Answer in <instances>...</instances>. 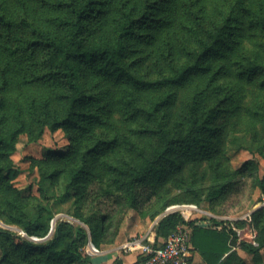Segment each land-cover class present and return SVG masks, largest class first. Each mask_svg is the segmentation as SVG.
<instances>
[{
    "label": "trees",
    "instance_id": "16d2710c",
    "mask_svg": "<svg viewBox=\"0 0 264 264\" xmlns=\"http://www.w3.org/2000/svg\"><path fill=\"white\" fill-rule=\"evenodd\" d=\"M256 3L0 0V191L10 193V180L18 173L9 155L20 133L35 139L46 128H61L70 140L67 152H47L46 161L57 165L42 174L41 182L57 185L59 192L48 194L51 185L40 183L44 202L36 200L30 210L16 205L23 217L15 225L42 237L53 217L43 215L49 201L88 194L93 200L86 213L78 206L71 214L87 228L60 219L51 237L40 242L0 227V264H88L87 241L99 249L112 244L114 227L126 212L151 200L159 179L187 163L215 159L210 207L225 201L243 179L264 194V172L255 160L231 169L219 158L226 141L236 138L229 133L243 107L251 109L244 103L247 87L264 90V41L244 47L250 32L261 30L264 37V6L254 8ZM261 109L253 113L264 117ZM115 114L134 123L130 130L146 144L110 132L108 121ZM122 143L133 157L109 159ZM252 145L238 148L264 159V138ZM203 218L222 224V230L195 224ZM230 222L203 216L185 222L172 212L157 220L156 240L183 223L191 227V244L206 264H245L231 246L255 256L256 263L264 247V207L251 212L255 244L238 241ZM232 222L245 225L244 220ZM11 250L19 251L17 258Z\"/></svg>",
    "mask_w": 264,
    "mask_h": 264
},
{
    "label": "rangeland",
    "instance_id": "374dc122",
    "mask_svg": "<svg viewBox=\"0 0 264 264\" xmlns=\"http://www.w3.org/2000/svg\"><path fill=\"white\" fill-rule=\"evenodd\" d=\"M256 1L257 3L254 5V8H258L259 3L264 6L263 0ZM261 33V30H255L252 34L250 32L248 35L249 38L246 39L245 42L246 46L243 44L244 47L247 49L255 48V43L257 41H264V37L261 36ZM247 88V95L244 103L251 109L247 112L248 109L243 107L240 119L236 122L235 128L231 130V135L229 133L230 139L234 136L236 138L233 140L232 144H230L228 140L226 141L223 152L219 158L223 165H227L231 169L238 168L243 162L253 159L258 164L259 173L262 174L264 172V159L257 153L253 154L245 148H238L239 145L253 147L252 143H256L260 137L264 138V117L253 113V111H258L261 107V110L264 111V90L261 91L256 86L251 85ZM179 110L180 106L174 108L176 117H179L181 113ZM108 123L110 125V132L116 133L118 138L123 140V134L130 135L139 145L146 144V139L135 136L130 130L134 127V123H129L116 114L109 118ZM69 142L68 134L61 128L52 131L46 128L42 134L35 139H31L27 132H22L18 135L15 143L16 149L9 155V160L18 170V173L10 180L12 189L10 193L0 191V227L6 229L18 228V226L15 225L18 224L15 219L21 216L23 217V213L20 212L16 205L23 206L26 210H30L36 200L44 202L39 191V186L41 184L44 186L51 184H48L49 182L47 180H44L43 183L41 182L43 178L42 174L48 173L53 165H57L56 163L52 164L46 161L47 152L51 149L67 152ZM123 156L131 158L133 157V153L129 152L122 143L120 147L117 146L115 151L107 157L109 159L112 158L122 161ZM214 161L215 159L196 164L187 163L178 173L166 175L159 179L158 189L156 190L157 194L153 195L148 202L140 204L136 209H131L126 212L117 226L114 227L116 233L113 243L117 241H132L133 239L145 237L147 231L156 227L157 220L165 213L166 208L176 203H194L201 210L206 211V213H198V216H205L202 214H207L209 216L231 221L242 220L241 218L255 207L254 204L261 198L262 194H260L258 189L253 187L249 179H243L242 184L231 192L229 196L227 195L224 199L225 201H218L213 207H210L208 187L212 182V175L214 174L212 169ZM104 186L105 184L102 183L101 188ZM48 187L50 189L48 194L51 192H59L57 190V185ZM194 194L199 198V201L193 202L189 200ZM91 197L92 195L90 194L81 198L72 195L61 201H49L48 210L44 211L43 215L45 216L51 213V215H53L52 219L55 218V222L60 219H65L72 223H80L87 228L83 222H80L79 219L71 214L75 213L78 206H83V212L86 213L89 205L93 203ZM10 200H14V202ZM165 202H168V204L158 215L154 216L155 212L158 211ZM100 204H102L105 210L110 207L107 200H101ZM67 215L71 218L67 217ZM27 219L29 220L30 218ZM51 220L49 221L48 232L50 230ZM250 229L254 231L251 225ZM17 253H19V251L11 250L13 259L17 256ZM57 264H59V261Z\"/></svg>",
    "mask_w": 264,
    "mask_h": 264
},
{
    "label": "built area",
    "instance_id": "2783aa9c",
    "mask_svg": "<svg viewBox=\"0 0 264 264\" xmlns=\"http://www.w3.org/2000/svg\"><path fill=\"white\" fill-rule=\"evenodd\" d=\"M255 207L248 211L241 219L246 222L244 227H237L230 222V227L236 232L239 240H246L254 243L252 240V231L250 229L251 222V212L258 208L264 207V194L261 195V198L256 201L254 204ZM178 212L183 221H189L190 219L198 217V213H203L206 211L201 210L194 203H176L169 205L166 208V211L163 215ZM203 217H213L207 214ZM219 218V217H218ZM210 225V223L208 222ZM216 230H222V224L210 225ZM51 228V227H50ZM17 233L20 237L26 238L33 242H40L48 238L49 232L43 237H38L35 235H28L24 230L20 228L10 229ZM245 231V234L242 235V232ZM121 249L125 251H139L141 256L142 264H189L192 244H191V227L183 223H179L175 229L169 233L165 238L162 239L161 243L155 245L153 241L148 240V236L141 237L138 239H133L132 241L123 242ZM85 252L88 255L98 253L100 251L90 240L87 241V244L84 247Z\"/></svg>",
    "mask_w": 264,
    "mask_h": 264
},
{
    "label": "crops",
    "instance_id": "0c3cea01",
    "mask_svg": "<svg viewBox=\"0 0 264 264\" xmlns=\"http://www.w3.org/2000/svg\"><path fill=\"white\" fill-rule=\"evenodd\" d=\"M195 224L202 227L210 226L208 224L207 218H203L195 221ZM244 227V226H243ZM153 227L151 230L147 231L146 235L148 236L149 241L154 243H160L161 238L156 240V232ZM242 233L245 234V231ZM255 230L252 231V240L254 241ZM150 234H152L150 236ZM239 241V239H238ZM250 242V241H249ZM123 241H117L115 243L103 246L98 253L90 255V262L88 264H142L141 263V253L137 250L135 251H125L121 249ZM255 244V242L253 243ZM231 251L236 250L238 254L244 259L245 264H264V247L258 252V262L255 263V256L247 253L246 251L241 250L236 246H231ZM254 260V261H253ZM189 264H206L205 259L200 254V252L192 246L191 257Z\"/></svg>",
    "mask_w": 264,
    "mask_h": 264
},
{
    "label": "water",
    "instance_id": "95a60500",
    "mask_svg": "<svg viewBox=\"0 0 264 264\" xmlns=\"http://www.w3.org/2000/svg\"><path fill=\"white\" fill-rule=\"evenodd\" d=\"M162 216H164V215H162ZM162 216H160V217H162ZM67 217H70V216H68L67 215ZM71 218V217H70ZM54 225H55V218H53L52 220H51V228H50V232H49V235L52 233V231L54 230Z\"/></svg>",
    "mask_w": 264,
    "mask_h": 264
},
{
    "label": "bare ground",
    "instance_id": "6f19581e",
    "mask_svg": "<svg viewBox=\"0 0 264 264\" xmlns=\"http://www.w3.org/2000/svg\"><path fill=\"white\" fill-rule=\"evenodd\" d=\"M242 235H244V233H242Z\"/></svg>",
    "mask_w": 264,
    "mask_h": 264
}]
</instances>
